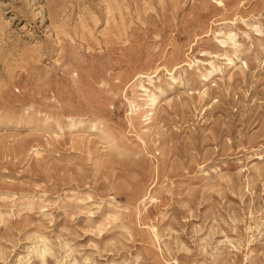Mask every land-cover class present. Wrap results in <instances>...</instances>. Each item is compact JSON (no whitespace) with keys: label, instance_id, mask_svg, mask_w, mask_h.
Segmentation results:
<instances>
[{"label":"rangeland","instance_id":"obj_1","mask_svg":"<svg viewBox=\"0 0 264 264\" xmlns=\"http://www.w3.org/2000/svg\"><path fill=\"white\" fill-rule=\"evenodd\" d=\"M0 264H264V0H0Z\"/></svg>","mask_w":264,"mask_h":264}]
</instances>
